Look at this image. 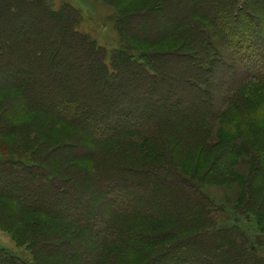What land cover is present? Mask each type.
<instances>
[{"label": "trees", "instance_id": "trees-1", "mask_svg": "<svg viewBox=\"0 0 264 264\" xmlns=\"http://www.w3.org/2000/svg\"><path fill=\"white\" fill-rule=\"evenodd\" d=\"M163 1L162 9L118 18L120 47L109 51L79 29L80 13L67 2L57 8L53 0H0V92L20 91L15 105L23 115L38 113L48 126L71 129L41 154L31 136L20 151L0 147L6 226L34 217L20 233L30 237L33 261L0 247V264H129L126 257L157 247L161 252L144 264H264L263 251L250 247L239 228L216 227L223 212L198 180L175 167L186 146L200 150L198 160L208 149L222 150L208 172L221 169L223 176L247 150L264 154V120L252 124L262 132L255 140L243 121L214 141L208 123L223 116L220 102L236 101L240 82L264 87V0ZM203 23L222 43L216 51ZM186 29L194 43L185 54L139 53L126 40L152 45L179 39L175 33ZM221 46L233 53L231 64ZM135 150L148 163L135 166ZM257 160L264 164V157ZM261 170L263 181L246 203L257 199L264 219ZM164 220L179 227L143 231ZM56 225L61 236L51 233ZM38 229L45 234L36 236Z\"/></svg>", "mask_w": 264, "mask_h": 264}, {"label": "rangeland", "instance_id": "rangeland-1", "mask_svg": "<svg viewBox=\"0 0 264 264\" xmlns=\"http://www.w3.org/2000/svg\"><path fill=\"white\" fill-rule=\"evenodd\" d=\"M166 1L168 3L172 2V0ZM53 2L57 8L61 4L67 2L73 8L78 10L81 17V25L79 29L82 32L91 35L99 45L107 47L109 51L120 47L119 41L121 30H119L118 27L119 23L117 24L118 18H121L128 13L135 12V14H137L154 10L156 8L162 9L164 7L163 3H165L163 0H53ZM203 24L208 29L210 35H215L211 41H213L216 51V47L222 45V43L215 30L211 29L209 24ZM136 30L137 28L135 31ZM191 33L189 29L180 30L175 33L180 36L179 39L172 41L169 40V38L166 41L152 45L137 41L134 43L131 39L126 40H128L127 42L130 44H135V49L139 53L182 51L183 54H185L192 50L191 45L194 42L193 32L191 31ZM182 41L185 43L184 49L179 48ZM223 46L228 47V45ZM222 48L219 47L218 49L223 53L225 60L227 61L226 63L231 64L229 57L233 56V53L228 48ZM212 51H214V48ZM162 65H164V63ZM162 67L164 69V66ZM221 73L218 69L214 74L220 76ZM212 84L215 86L219 85L213 81ZM211 88L212 87L209 89L210 91ZM235 89V94L237 95L236 101L234 103L230 102L229 104L228 102L226 104L220 102L218 104V114L222 113L223 116L219 119L211 118V120L208 121L209 132L211 131V134L209 135H211V139L214 141L220 137V134H228L227 131L232 125H239L240 123H243V121H246L244 129L249 133V137L251 136L253 140L259 137L255 136V133L258 135L262 133L261 131H258L259 128L253 131L252 124H256L255 121L264 120V114H262L263 117L260 116V112H264V87L258 82L247 81L246 83L240 82ZM21 96L22 93L20 91L8 90L0 92V147L20 151L23 144L26 143V138L31 136L30 139L32 141L35 139L33 142L30 141L31 147L33 151L38 152L39 154L52 150L54 147L56 148L58 145H54L57 139L67 135L71 129H67L66 127L60 129L54 125L48 126L47 122L44 121V118L38 113H28L23 115L15 105L16 100L22 98ZM188 134H190V132L185 130L184 136L187 139H189L187 137ZM135 143L140 144L138 140H135ZM251 143L253 142L251 141ZM183 145H188L187 140L186 144L184 143ZM255 145H257V142H255ZM112 147L113 150L116 149L115 145ZM186 147L185 151L187 155L181 157V159L178 155L176 160L179 161V163L177 162L178 165L175 167L188 177H194L192 178L193 180H198L199 182H197L200 183L199 185L204 190L205 194L211 198L215 203V206L223 212V217H220V219H217L216 221V227L229 229L236 226L246 236L250 247L254 248L256 252L263 251L264 253V219L257 215L258 201H255L257 199H254L255 204H253L252 201L251 205H247L250 201V199H248V192L252 190L254 191V189L263 181V175H261L263 172L261 169L264 168L261 165L264 164H261L257 159L264 157V154L255 148L247 150V152L240 156V158L236 159L235 163L233 162V166H227V168L223 169L225 170L223 176L222 173H217L218 171H221V169L216 171V174H210L211 172H208L214 157L222 154V150L214 149L215 151H213V148L208 149L203 160H198L196 155L199 154L200 150L193 147L186 150ZM135 152V155L138 156L131 155L133 157H129V159L135 161V166H143L139 162H142L143 164L148 163L147 157H144L145 155H140V149L139 152L138 150H135ZM225 160L226 159L224 158L219 162L221 168H223ZM198 167L200 169H198ZM206 172L208 175H205L204 177ZM2 206L3 204H0V223L3 224H0V247L6 249L20 259L32 262L34 258L32 252L28 248L29 245L26 244L27 240L31 241L30 237L28 236L26 238V236L24 237L20 233L24 231L26 228L25 225H29L34 217L25 218L22 222L13 226H6V224L9 225L8 222L11 215L8 220H6L8 213H5L3 208L1 209ZM244 207H246V209ZM42 219L43 217H41V220ZM178 227L173 226L172 222L170 223L169 220H164V222L156 221L153 224H150L148 227H145L143 231L148 234L165 233V231H171L173 228ZM51 229V233L55 234V236L62 235L61 225H56V227L53 226ZM186 232L183 233L179 230L177 233L179 235H186ZM41 234H45V231L38 229L36 236ZM160 252L161 248L157 247L147 251L142 256H130L126 257L125 260L129 264H138L139 262V264H144L152 257V255H157ZM64 264L67 263L64 262Z\"/></svg>", "mask_w": 264, "mask_h": 264}]
</instances>
